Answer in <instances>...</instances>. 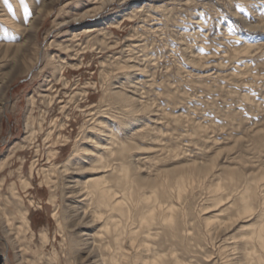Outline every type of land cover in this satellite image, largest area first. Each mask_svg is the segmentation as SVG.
<instances>
[{
    "label": "rangeland",
    "instance_id": "rangeland-1",
    "mask_svg": "<svg viewBox=\"0 0 264 264\" xmlns=\"http://www.w3.org/2000/svg\"><path fill=\"white\" fill-rule=\"evenodd\" d=\"M28 2L38 23L23 17L21 34L0 35V264H82L88 255L77 240H92L101 227L83 214L96 202L80 201L94 156L61 172L83 125L87 149L111 162L97 176L114 180L126 158L142 191L172 189L179 233L200 241L186 261L215 264L214 244L247 221L212 238L204 219L220 215L225 223L232 206L226 197L217 203L210 186L227 193L264 173V0ZM1 4L14 12L12 0ZM88 83L89 97L70 101ZM118 85L140 111L108 94ZM110 137L112 155L102 148ZM125 142L130 149L120 154ZM208 168L209 177L178 199V176ZM42 169L52 178L47 185ZM166 231H157L160 240Z\"/></svg>",
    "mask_w": 264,
    "mask_h": 264
},
{
    "label": "bare ground",
    "instance_id": "bare-ground-1",
    "mask_svg": "<svg viewBox=\"0 0 264 264\" xmlns=\"http://www.w3.org/2000/svg\"><path fill=\"white\" fill-rule=\"evenodd\" d=\"M12 2L14 6V12L12 13H9L1 4L3 8L0 10V33H2L0 35L3 36V39H6L9 35L22 33L20 22L23 17L28 18L32 26L38 23L39 15L31 19V12H27L29 10L28 0H12ZM41 11H39V14ZM28 35L29 33L25 35L23 42L27 41ZM121 86L110 88L108 94L125 101L129 106L128 112L140 111L138 100L122 91ZM94 88V85L88 83L79 94L78 91L73 95L69 94L70 101H74V97L78 96L89 97V90ZM52 100H56V96H53ZM0 102H2V98H0ZM2 104L0 103V110ZM65 107L66 104L63 108ZM84 111L89 112L87 115L91 116L89 120L93 121L91 124L95 123L97 119L94 110L89 108L84 109ZM88 130L89 126L83 125L68 158L62 163L61 167V172L67 171L69 165H78L83 163L85 159L90 160V156H94L92 161L90 160L92 178L88 181L91 185H87L84 198L80 201L88 200L91 202V200H94L96 202L90 214L86 210L83 211V214L84 217L90 216L92 222L101 223V227L92 240L91 238L77 240L78 250L83 251L82 253H88L87 256L83 257V263L192 264V262L186 260L193 259L191 254L197 252L195 247L200 245V241H194L195 243L192 244L191 240L179 233V225H177L176 219L177 209L176 204L172 201L174 198L170 192L171 187L169 188L170 191L163 189L167 192H160L163 196L157 191H153L152 194L142 191V185H136L139 178L134 177L133 162L126 158H122L119 167L121 173H118L114 180H110L107 176H97L99 172H104L111 166V162L108 158H105V153L96 152L94 155L91 149H87L85 143L88 141ZM112 132V130H108L111 136ZM35 135L36 131L28 124L26 141L32 142ZM113 141L114 137H110V142L105 147L100 144H96L95 147H102L112 155L115 154L112 147ZM129 149L130 145L125 142L119 149V153L124 154ZM53 166L55 167L54 164ZM111 169L117 170V167ZM33 170L34 165L32 172ZM43 173L42 183L47 185L52 178L46 170ZM210 174L211 171L208 168V170L189 172V174L178 176V186H175L178 187V199L183 196L181 192L188 187L187 185H192L202 178H208ZM22 185L24 188H29L31 183L23 179ZM210 188L217 203L223 202V198L226 197L228 202L225 204L231 203L230 206H232L225 223L220 221V215L204 219L212 238L218 239L221 237V232L231 231V228L237 222L247 221L240 225L238 232L233 233L234 235L224 238V244L223 242L218 246L214 244L215 254L219 256L215 264H264V173L261 172L252 179L249 178L243 187L230 190L227 193L219 183L211 185ZM252 191H255V194H252ZM11 192L15 195L14 184L11 186ZM27 224L29 226L28 220ZM160 227L167 230L166 238L161 240L159 233H157ZM41 237L45 242L48 241L46 233H41ZM184 241H187V243Z\"/></svg>",
    "mask_w": 264,
    "mask_h": 264
}]
</instances>
